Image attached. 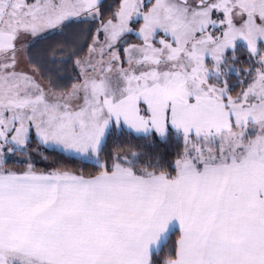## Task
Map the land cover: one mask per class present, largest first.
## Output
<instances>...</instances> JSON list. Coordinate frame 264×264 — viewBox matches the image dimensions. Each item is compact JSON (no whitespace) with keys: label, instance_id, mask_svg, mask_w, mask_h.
<instances>
[{"label":"snow or ice","instance_id":"snow-or-ice-1","mask_svg":"<svg viewBox=\"0 0 264 264\" xmlns=\"http://www.w3.org/2000/svg\"><path fill=\"white\" fill-rule=\"evenodd\" d=\"M0 264H264V0H0Z\"/></svg>","mask_w":264,"mask_h":264}]
</instances>
